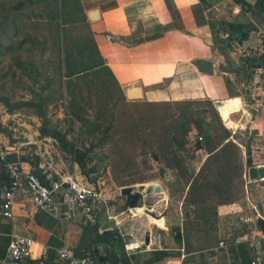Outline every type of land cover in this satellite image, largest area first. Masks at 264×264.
I'll return each instance as SVG.
<instances>
[{"label":"rangeland","instance_id":"374dc122","mask_svg":"<svg viewBox=\"0 0 264 264\" xmlns=\"http://www.w3.org/2000/svg\"><path fill=\"white\" fill-rule=\"evenodd\" d=\"M20 1L2 0L7 6ZM64 2L70 18L60 0L44 2L39 8L28 4L22 11L27 31L39 44L33 52L21 54L31 76L17 68L13 56L0 58V150L29 140L26 151L39 153L54 177H74L101 192L104 202L98 203L92 215H82L84 220L91 225L108 222L105 227L122 233L128 243H144L148 237L157 240L152 249L160 244L171 256L161 264H220L225 257L222 250L243 243L251 247L256 236L239 214L232 213V206L246 191L252 192L255 184L247 183L249 168L264 163V117L257 120L256 110L264 105L263 53L241 49L213 21L215 38L225 53L221 69L231 93L237 95L224 103L238 99L245 105L244 111L230 116L224 112L220 116L215 102L205 99L150 103L130 101L125 95L124 100L104 69L84 74L77 87L71 88L63 83L65 70L57 39L63 35L69 42L90 44L92 32L78 20L63 26L66 19L79 14L76 0ZM32 88L44 93L52 128L87 153L88 177L55 139L41 137L42 120L33 110L11 112L4 103L5 99L10 104L30 100ZM74 98L80 119L70 109ZM228 142L233 146L226 157L222 158L220 150L210 152ZM141 184H160L162 192L150 197L143 194L140 210H130L121 189L133 187L137 192ZM109 215L116 219L109 220ZM260 238L264 249V236ZM144 250L146 245H142ZM215 255L219 263L212 259Z\"/></svg>","mask_w":264,"mask_h":264},{"label":"crops","instance_id":"0c3cea01","mask_svg":"<svg viewBox=\"0 0 264 264\" xmlns=\"http://www.w3.org/2000/svg\"><path fill=\"white\" fill-rule=\"evenodd\" d=\"M245 1L252 5L248 12L232 0H207L208 6L200 0H79L99 52L125 95L128 89L139 86L143 99L150 103L205 99L223 104L237 95L231 93L225 78L227 74L221 69L225 53L215 38L213 21L216 20L217 25L221 22L248 24L249 38L238 43L239 47L256 49L264 55V2ZM91 15L95 19H91ZM202 61L213 63V74L201 70ZM242 106L244 111V103ZM259 108L256 109L257 120L264 117V105ZM22 166L34 172L30 163L23 162ZM258 166L264 163L255 164ZM40 169L42 173H51L41 161ZM247 183L255 184L252 192L246 191V195L232 206V213L239 214L256 237L251 247L236 243L230 250H222L225 257L220 264H251L254 258L264 254L260 238L264 232L258 223L264 220V181L250 178ZM56 204L58 209L54 213L41 212L33 205L27 186L23 185L18 193L14 218L3 221L0 217V260L16 235L35 240L33 264L38 263L44 251L55 261L58 250L64 246L79 255L93 251L98 264H113V256L123 257L124 253L127 264H161L171 259L160 244L152 249L157 240L151 237L144 240L147 250L129 255L124 247L122 252L118 243L107 244L104 238L100 239L113 231L105 227L108 222L102 225L100 221H93L96 217L93 215L91 225L83 219V210L74 204L70 205L74 210L72 216L66 218L69 204L64 194L57 197ZM146 251L148 253L143 254ZM215 256L212 259L219 263V256Z\"/></svg>","mask_w":264,"mask_h":264},{"label":"trees","instance_id":"16d2710c","mask_svg":"<svg viewBox=\"0 0 264 264\" xmlns=\"http://www.w3.org/2000/svg\"><path fill=\"white\" fill-rule=\"evenodd\" d=\"M51 0H23L19 3L11 6H7L0 0V58H7L10 56L14 57V64L17 65V68L26 76H31L29 72V68L26 62L22 59V52L27 50L29 52H33V50L39 45L37 39L29 33L27 30V26L25 24L24 18L22 16V11L28 6V4L34 7H40L44 2L50 3ZM61 9L66 11L67 17L70 18V12L68 10V4L64 2V0H60ZM203 5L208 6L207 0H200ZM235 4L241 5L244 12H248L252 5H250L245 0H232ZM78 5V16L74 19H66L63 23V26H70L71 23H75L77 20L84 22L87 26L90 25L87 21V16L85 15L83 8L79 2L76 0ZM264 2V0H262ZM69 15V16H68ZM73 23V24H74ZM224 30L229 33L231 37L234 38L235 42L243 43L248 40L250 35V27L245 23H232V22H221L220 23ZM212 25V24H211ZM213 27V26H212ZM215 27V26H214ZM41 43V42H40ZM57 47L60 52L61 59V69L65 70L63 83L69 84L71 88L77 87L78 81H80L81 76L91 72L93 70L99 69V73H101V69H104L112 78L113 82L118 84L115 77L113 76L110 69L106 66L104 58L101 56L99 49L94 41L93 36L90 39V44L82 43L80 41L71 40L68 41V38L65 36H61L57 39ZM262 62L260 63V68H264V55H261ZM65 81V82H64ZM120 89V88H119ZM32 98L26 101H20L18 103L10 104V101L5 99L4 103L9 107L11 112H15L16 110H21L23 108L33 110L35 115H37L42 120V126L40 127L41 137H50L55 139L60 145L61 149L72 155L75 162L81 168L83 174L88 177L86 172L87 169V153L78 149L74 144H72L67 136L61 131L52 128L51 121L48 117L47 111V99L43 96V92H38L36 89L32 88ZM122 99L126 100L124 92L120 89ZM77 98H74L73 103L71 104V112L77 118L80 119V116L76 115V111L74 110L77 106L76 102ZM1 101L3 99H0ZM212 102V101H209ZM2 125H0L1 127ZM226 130V138H230V132ZM188 135V132H187ZM184 144H181L183 147ZM233 144L228 142L226 144L222 143L210 152L213 153L217 149L220 150L222 158L227 156V151ZM217 156L216 154H214ZM22 162H28L34 169V172L39 175L42 179H45L46 173H42L40 169V158L39 156H34L30 158L29 155H24L21 158ZM249 166H252V161L249 160ZM7 167L3 165L0 167V181H7L9 179L6 173ZM58 179L57 177H55ZM99 227V226H98ZM104 238L105 243L114 244L118 243L119 248L122 252H124L125 243L123 238L119 235L118 231H111ZM181 242V240L179 241ZM161 254V253H160ZM164 254V253H162ZM113 256V264H120L123 260V264H127L128 260L125 259V253L120 255ZM158 259H161L159 257ZM129 264V263H128Z\"/></svg>","mask_w":264,"mask_h":264},{"label":"built area","instance_id":"2783aa9c","mask_svg":"<svg viewBox=\"0 0 264 264\" xmlns=\"http://www.w3.org/2000/svg\"><path fill=\"white\" fill-rule=\"evenodd\" d=\"M199 139L202 141L203 137ZM30 144L29 140H24L18 143L17 147L0 150V167L6 165V173L9 177L7 181H0V217L3 221H10L14 218L15 204L23 185L27 186L33 205L41 212L54 213L57 211L56 199L62 194L69 204L65 211L66 218L72 216L74 210L70 205L73 204L88 215L98 210V203L104 201L101 192L96 188L85 185L73 177L67 180L56 179L52 173H46L45 179H42L35 172L23 168L21 158L24 155H29L30 158L39 156L38 153L26 151ZM8 153H17L19 163L6 164L4 157ZM88 198L92 199L90 205L86 202ZM113 218L116 219L109 215V220ZM119 235L123 236L122 233ZM142 245H145V242H125V250L131 255L132 252L141 251ZM34 248L33 238L22 235L13 236L0 264H33ZM37 264H98V259L91 250L79 255L73 249L64 246L58 250L55 261L50 260L47 251H44ZM251 264H264V254L254 258Z\"/></svg>","mask_w":264,"mask_h":264},{"label":"water","instance_id":"95a60500","mask_svg":"<svg viewBox=\"0 0 264 264\" xmlns=\"http://www.w3.org/2000/svg\"><path fill=\"white\" fill-rule=\"evenodd\" d=\"M91 19H95L93 15H91ZM201 70L204 73L207 74H213L214 69H213V63L210 61H202L201 62ZM126 98L130 101H135V100H141L144 98L143 96V90L139 86L132 87L127 90ZM217 110L220 116L223 115V109H222V104L223 102L217 101L216 103ZM4 161L6 164H15L19 163V157L17 153H8L4 157ZM249 176L253 181H264V166H258V167H252L249 171ZM161 193V186L160 184H150V185H145L141 184L138 187V191L135 192L133 187H124L121 189V195L127 199V203L129 205V209L133 211H137L138 209V204L139 201L141 200L143 194L145 196L150 197V196H155L157 194ZM87 204L90 205L92 202L91 198H88L86 200ZM151 214V213H150ZM152 217H155V215L152 213ZM262 231L264 232V220L260 219L258 221ZM180 233L178 234V238L180 237Z\"/></svg>","mask_w":264,"mask_h":264},{"label":"bare ground","instance_id":"6f19581e","mask_svg":"<svg viewBox=\"0 0 264 264\" xmlns=\"http://www.w3.org/2000/svg\"><path fill=\"white\" fill-rule=\"evenodd\" d=\"M222 109L225 115L230 116L237 112H242L243 106H242V103L238 101V99H235V100L230 101L226 105H222ZM153 185H156V184H153ZM161 192H162V189H161Z\"/></svg>","mask_w":264,"mask_h":264}]
</instances>
